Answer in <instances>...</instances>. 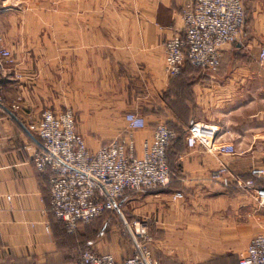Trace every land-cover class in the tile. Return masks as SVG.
Segmentation results:
<instances>
[{
	"label": "crops",
	"instance_id": "obj_1",
	"mask_svg": "<svg viewBox=\"0 0 264 264\" xmlns=\"http://www.w3.org/2000/svg\"><path fill=\"white\" fill-rule=\"evenodd\" d=\"M242 1L240 35L220 48L216 68L184 63L174 76L163 70V42L181 29L178 9L191 0L0 3L1 43L12 57L6 64L0 57V264H70L84 249L120 261L133 245L123 225L134 220L143 223L158 264H236L264 229V209L209 174L224 166L245 179L250 167L264 169V58L257 60L264 0ZM44 108L70 110L89 151L129 131L124 112L143 119L130 130L135 156L163 123L173 132L165 150L168 183L132 192L104 211L100 216L116 214V233L114 224L103 232L108 227L94 219L64 232L47 210L48 171L31 163L40 143L27 125ZM195 123L212 127L216 142L231 143L234 153L186 147L184 134ZM174 192L182 197L172 199ZM120 234L129 240L121 252Z\"/></svg>",
	"mask_w": 264,
	"mask_h": 264
},
{
	"label": "built area",
	"instance_id": "obj_2",
	"mask_svg": "<svg viewBox=\"0 0 264 264\" xmlns=\"http://www.w3.org/2000/svg\"><path fill=\"white\" fill-rule=\"evenodd\" d=\"M178 16L181 29L163 42V70L167 76L179 73L184 63L214 69L219 62L220 48L237 41L240 35L244 22L243 1L191 0L179 7ZM0 57L5 64L12 62L1 38ZM263 58L264 48L260 47L257 60L260 62ZM261 110L264 112V100ZM123 120L129 131L99 145L95 151L86 148L68 109L53 112L44 108L37 120L27 125L40 143L31 154L32 166L36 171L46 169L49 175L47 210L66 233L77 223H88L104 211L115 210L116 200L125 192L162 188L168 183L164 150L173 132L163 123H156L150 139L142 141L140 155L135 156L130 130L141 128L143 119L127 111ZM184 142L186 147L197 144L213 153H234L231 143L216 142L212 127L196 123L187 127ZM209 178L222 188L247 192L264 209V187L257 186L258 181H264L262 167H250L248 177L241 179L220 166ZM181 197L179 192L171 195L172 199ZM122 234L132 236L129 257L115 261L110 254L84 249L70 264H158L150 254V238L141 221L124 224ZM236 264H264V229L248 240L236 256Z\"/></svg>",
	"mask_w": 264,
	"mask_h": 264
},
{
	"label": "rangeland",
	"instance_id": "obj_3",
	"mask_svg": "<svg viewBox=\"0 0 264 264\" xmlns=\"http://www.w3.org/2000/svg\"><path fill=\"white\" fill-rule=\"evenodd\" d=\"M15 2V1H14ZM21 2V1H20ZM95 221H99L100 224H103L105 226H107L108 228L103 229V232H108L110 225L114 224V229L111 230V233H116V231L120 228L119 226V220L116 217L115 213L109 214V215H102L97 217L96 219L93 220L92 224L95 223ZM104 226V227H105ZM121 236L118 237V249L121 252V250L123 248H125L126 246L129 247V240L127 239V237L125 235L120 234ZM149 248V247H148ZM129 250V249H128ZM150 251V250H149ZM129 253H125V254H120L118 257H125L127 256ZM117 257V258H118Z\"/></svg>",
	"mask_w": 264,
	"mask_h": 264
},
{
	"label": "trees",
	"instance_id": "obj_4",
	"mask_svg": "<svg viewBox=\"0 0 264 264\" xmlns=\"http://www.w3.org/2000/svg\"><path fill=\"white\" fill-rule=\"evenodd\" d=\"M186 64H188V63H186ZM190 65V64H189ZM191 66H193V65H191ZM196 67V66H195ZM216 68V67H215ZM176 75V74H175ZM184 136H185V134H184ZM171 139H172V137L169 139V141H168V143L171 141ZM168 145V144H167ZM167 147V146H166ZM166 147H165V150H166ZM165 150H164V159H165ZM130 193H132V192H125L123 195H122V197L121 198H125L128 194H130ZM121 198H119V199H121ZM110 211H112V210H109V212ZM108 212V211H107ZM103 213H105V212H102L101 214H103ZM111 213V212H110ZM100 214V215H101ZM100 215H98L97 217H99ZM97 217H95V218H97ZM95 218H93V219H95ZM89 223V222H88ZM84 224H86V223H84ZM63 229V228H62ZM63 231H64V229H63ZM65 232V231H64ZM71 233V232H70Z\"/></svg>",
	"mask_w": 264,
	"mask_h": 264
},
{
	"label": "water",
	"instance_id": "obj_5",
	"mask_svg": "<svg viewBox=\"0 0 264 264\" xmlns=\"http://www.w3.org/2000/svg\"><path fill=\"white\" fill-rule=\"evenodd\" d=\"M130 237H132V236L130 235Z\"/></svg>",
	"mask_w": 264,
	"mask_h": 264
}]
</instances>
